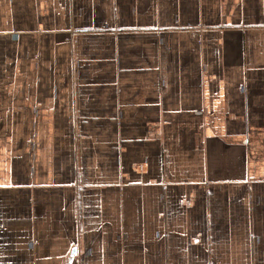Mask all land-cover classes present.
Returning a JSON list of instances; mask_svg holds the SVG:
<instances>
[{
  "label": "crops",
  "instance_id": "0c3cea01",
  "mask_svg": "<svg viewBox=\"0 0 264 264\" xmlns=\"http://www.w3.org/2000/svg\"><path fill=\"white\" fill-rule=\"evenodd\" d=\"M0 264H264V0H0Z\"/></svg>",
  "mask_w": 264,
  "mask_h": 264
}]
</instances>
